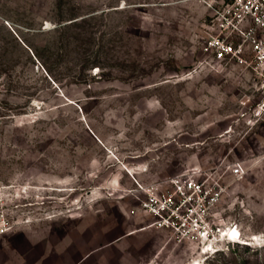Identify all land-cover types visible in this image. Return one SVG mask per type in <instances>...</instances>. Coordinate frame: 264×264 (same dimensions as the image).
Listing matches in <instances>:
<instances>
[{
  "label": "rangeland",
  "instance_id": "374dc122",
  "mask_svg": "<svg viewBox=\"0 0 264 264\" xmlns=\"http://www.w3.org/2000/svg\"><path fill=\"white\" fill-rule=\"evenodd\" d=\"M216 5L0 0V264H264V83L202 51ZM180 173L225 184L241 243L148 227L141 187Z\"/></svg>",
  "mask_w": 264,
  "mask_h": 264
},
{
  "label": "built area",
  "instance_id": "2783aa9c",
  "mask_svg": "<svg viewBox=\"0 0 264 264\" xmlns=\"http://www.w3.org/2000/svg\"><path fill=\"white\" fill-rule=\"evenodd\" d=\"M211 29L202 51L219 63L233 62L253 72L264 83V0H212ZM242 163H233L234 180L244 176ZM141 187V186H139ZM136 212L152 218L148 227L168 232L179 242H191L199 254L220 251L218 242L241 243L238 224L225 226L218 206L226 191L225 184L213 175L180 173L163 183L142 188ZM237 229L240 238H227L225 228ZM10 223L0 219V235Z\"/></svg>",
  "mask_w": 264,
  "mask_h": 264
},
{
  "label": "trees",
  "instance_id": "16d2710c",
  "mask_svg": "<svg viewBox=\"0 0 264 264\" xmlns=\"http://www.w3.org/2000/svg\"><path fill=\"white\" fill-rule=\"evenodd\" d=\"M71 23V22H70ZM56 29H54L55 31L54 32H56V33H58V32H60V30H63V28H65V26L64 25H62V26H59V27H55ZM57 28H59V29H57ZM40 32L41 33H43V34H46V35H50V34H54L52 31H50V30H47V31H45V30H40ZM26 58H28L29 60H30V57L29 56H27ZM27 59V60H28ZM4 73V75H6L7 74V72H3ZM9 75V74H8ZM9 81L10 82H8V83H11L12 81L9 79ZM11 84H9L8 85V87H7V90H9V89H12V88H10L11 86H10ZM33 122H35V121H33ZM264 246V245H263Z\"/></svg>",
  "mask_w": 264,
  "mask_h": 264
},
{
  "label": "bare ground",
  "instance_id": "6f19581e",
  "mask_svg": "<svg viewBox=\"0 0 264 264\" xmlns=\"http://www.w3.org/2000/svg\"><path fill=\"white\" fill-rule=\"evenodd\" d=\"M230 228H232V227H230ZM225 229H229V228H225ZM224 234H225V236L227 238H233V239H235L236 237H238L239 232L236 229H230V230H225V233ZM238 238H240V236ZM201 255L203 256V254H201Z\"/></svg>",
  "mask_w": 264,
  "mask_h": 264
},
{
  "label": "water",
  "instance_id": "95a60500",
  "mask_svg": "<svg viewBox=\"0 0 264 264\" xmlns=\"http://www.w3.org/2000/svg\"><path fill=\"white\" fill-rule=\"evenodd\" d=\"M44 28H45V27H44ZM44 28H43V29H44ZM25 47H26V46H25ZM26 48L30 51V49H29L28 47H26ZM30 52H31V51H30ZM31 54H32V53H31ZM32 56H33V54H32ZM263 239H264V237H263Z\"/></svg>",
  "mask_w": 264,
  "mask_h": 264
}]
</instances>
